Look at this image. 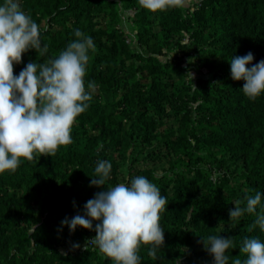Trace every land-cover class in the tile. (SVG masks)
Returning a JSON list of instances; mask_svg holds the SVG:
<instances>
[{"label": "trees", "instance_id": "obj_1", "mask_svg": "<svg viewBox=\"0 0 264 264\" xmlns=\"http://www.w3.org/2000/svg\"><path fill=\"white\" fill-rule=\"evenodd\" d=\"M19 3L48 52L24 53L14 77L29 62L56 58L80 29L96 46L85 88L90 81L98 87L72 126L70 145L0 173V264H113L85 244L94 231L61 229L101 190L90 187L98 160L112 165L105 187L144 176L167 198L158 259L141 245L140 264H213L200 242L210 235L234 238L228 264L246 258L239 252L245 238L264 242L258 226L247 230L264 214V197L234 228L228 215L236 200L264 192V93L247 98L229 64L248 52L253 64L264 60V0H197L191 9L156 13L138 0ZM124 11L133 13L135 47L119 27ZM186 59L205 76L189 79Z\"/></svg>", "mask_w": 264, "mask_h": 264}, {"label": "clouds", "instance_id": "obj_2", "mask_svg": "<svg viewBox=\"0 0 264 264\" xmlns=\"http://www.w3.org/2000/svg\"><path fill=\"white\" fill-rule=\"evenodd\" d=\"M138 2L143 9L156 13L182 6L184 0ZM74 35L76 39L56 58L39 64L29 62L14 77L13 65L21 62L24 53L36 50L46 54L48 46L41 47L39 26L21 10L19 0H3L0 5V173L15 172L22 159H36L34 154L53 156L61 146L73 142L72 126L88 109L98 87L90 81L86 91L84 80L88 53L96 51L95 43L80 29ZM253 60V53L248 52L244 56L234 55L229 64L230 78L244 81L241 91L255 100L264 93V60L255 64ZM111 168L110 162L97 161V178L91 179L90 187L101 190L84 204L82 215L77 213L70 220L65 217L61 229L67 226L70 234L78 227L94 231L95 236L85 244L98 248L113 264H140L141 245H150L148 256L158 259L157 252L164 243L160 213L165 211L167 198L144 176L105 187ZM262 197L264 192L257 191L236 200L228 213L231 227H236L245 214L255 213ZM256 226L264 232V214H256L248 232ZM200 242L213 257V264H228L226 252L236 248L231 236L210 235ZM239 252L246 258L236 256L232 264H264V242L259 238H245ZM172 264H179V258Z\"/></svg>", "mask_w": 264, "mask_h": 264}, {"label": "rangeland", "instance_id": "obj_3", "mask_svg": "<svg viewBox=\"0 0 264 264\" xmlns=\"http://www.w3.org/2000/svg\"><path fill=\"white\" fill-rule=\"evenodd\" d=\"M197 0H184L183 5L179 6L180 8L183 9H191L192 5L196 2ZM133 15L131 11H124L122 12V19L119 24V27L122 29V31L125 33L126 38L128 43L131 45V47H135L136 45V34H135V29L130 21V17ZM187 40H185L186 42ZM186 63L190 62V69L188 73V77L191 80H195L198 77H204L205 76V71L202 69H199L197 64L195 62H192L190 59L184 60ZM191 75V77L189 76Z\"/></svg>", "mask_w": 264, "mask_h": 264}]
</instances>
